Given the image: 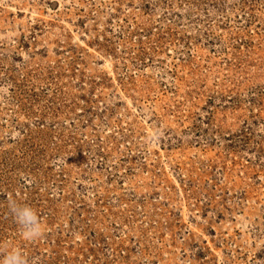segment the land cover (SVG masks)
I'll return each mask as SVG.
<instances>
[{
    "label": "rangeland",
    "instance_id": "1",
    "mask_svg": "<svg viewBox=\"0 0 264 264\" xmlns=\"http://www.w3.org/2000/svg\"><path fill=\"white\" fill-rule=\"evenodd\" d=\"M12 249L264 264V0H0V261Z\"/></svg>",
    "mask_w": 264,
    "mask_h": 264
},
{
    "label": "clouds",
    "instance_id": "2",
    "mask_svg": "<svg viewBox=\"0 0 264 264\" xmlns=\"http://www.w3.org/2000/svg\"><path fill=\"white\" fill-rule=\"evenodd\" d=\"M9 210L17 224L20 225L24 239L35 241L42 238L44 229L34 209L27 205H19L15 201H10ZM0 264H29V261L20 250L12 249L4 254Z\"/></svg>",
    "mask_w": 264,
    "mask_h": 264
}]
</instances>
